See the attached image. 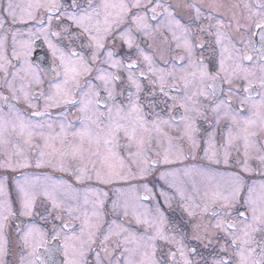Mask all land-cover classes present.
<instances>
[{"label": "snow or ice", "instance_id": "6c2138e0", "mask_svg": "<svg viewBox=\"0 0 264 264\" xmlns=\"http://www.w3.org/2000/svg\"><path fill=\"white\" fill-rule=\"evenodd\" d=\"M0 264H264V0H0Z\"/></svg>", "mask_w": 264, "mask_h": 264}, {"label": "flooded vegetation", "instance_id": "af4514ba", "mask_svg": "<svg viewBox=\"0 0 264 264\" xmlns=\"http://www.w3.org/2000/svg\"><path fill=\"white\" fill-rule=\"evenodd\" d=\"M256 39L258 40V37ZM38 55H39V53H38ZM213 167H215V165H213ZM57 175H59V174H57ZM169 215L173 220H176L181 216V213H180L179 209H175L174 211L170 212Z\"/></svg>", "mask_w": 264, "mask_h": 264}]
</instances>
